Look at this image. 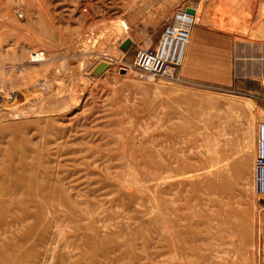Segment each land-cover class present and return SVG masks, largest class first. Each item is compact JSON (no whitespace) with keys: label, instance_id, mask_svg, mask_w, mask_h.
<instances>
[{"label":"rangeland","instance_id":"374dc122","mask_svg":"<svg viewBox=\"0 0 264 264\" xmlns=\"http://www.w3.org/2000/svg\"><path fill=\"white\" fill-rule=\"evenodd\" d=\"M187 5L191 53L135 66ZM0 97L2 264H260L264 0H0Z\"/></svg>","mask_w":264,"mask_h":264},{"label":"built area","instance_id":"2783aa9c","mask_svg":"<svg viewBox=\"0 0 264 264\" xmlns=\"http://www.w3.org/2000/svg\"><path fill=\"white\" fill-rule=\"evenodd\" d=\"M183 9L178 10V13L183 12ZM176 15L175 24L167 28L162 39L166 35L167 31L172 30L171 28L175 27V25L178 23ZM32 56L34 59H42L44 52L42 50H37L32 53ZM179 61V55L175 51H171L169 49L168 52H166L164 47L162 46V48H160L159 45V47L156 49H139L134 59V65L146 72L171 74L174 71V66H177ZM2 102L3 99L0 97V103ZM252 180L255 191L264 194V120H260L256 124V141Z\"/></svg>","mask_w":264,"mask_h":264},{"label":"bare ground","instance_id":"6f19581e","mask_svg":"<svg viewBox=\"0 0 264 264\" xmlns=\"http://www.w3.org/2000/svg\"><path fill=\"white\" fill-rule=\"evenodd\" d=\"M186 11H187V8L183 12H180V13H178L176 15L177 16L176 18L178 19V23L175 25V27H172L171 28L172 30L167 31L166 35L164 36V39L162 40L163 43L160 46V48H162V46H163L164 47V50L166 52H168L169 49L171 51H175L179 55V57H181L182 54H183V48H184V46L186 44H188L189 46H192L193 43H194V41H195V35H193V34L190 33L189 26L194 22V17L197 15L196 9H193L192 12H188V11L186 12ZM121 23L123 25L125 22L122 21ZM147 155H148V153H147ZM149 155H151V154L149 153ZM152 156H153V154L151 155V157ZM149 161H151V160H149ZM133 163H135V162H133ZM154 163H155V161H154ZM144 170H146V169L144 168ZM150 172L152 173L151 170H150ZM151 173H148V174L151 176ZM148 179H152L153 180L155 178L152 175ZM127 181L129 183L131 182V181H129V179ZM129 183H127L126 185H129ZM134 184H137V182H134ZM53 220H54L53 221L54 222V225L53 226H55V228L60 231L63 228L62 227L63 226L62 220H59L57 218H54ZM0 227H1V232H0L1 238H3L8 232H10V229H12L11 228L12 226L10 224H8V223H5L4 224L2 221H0ZM1 238H0V240H1ZM23 240H24V238H23ZM11 244L12 243L11 242L9 243V241H5L3 243H0V251L3 250L4 248L8 247V246L10 248L11 247ZM24 254L23 253L22 254L21 253L19 254V255H21L20 261L17 258H15V255L14 254H13V256L11 254V255L8 256V258L5 259L4 262L6 264H7V262H11L12 264H24V263H26V257H27V255L26 254L24 255ZM11 258H12V260H10ZM1 261H3V259L0 257V264H2Z\"/></svg>","mask_w":264,"mask_h":264},{"label":"crops","instance_id":"0c3cea01","mask_svg":"<svg viewBox=\"0 0 264 264\" xmlns=\"http://www.w3.org/2000/svg\"><path fill=\"white\" fill-rule=\"evenodd\" d=\"M191 1H195V0H191ZM187 6L191 7L192 5L191 6L187 5ZM192 30H193V33L195 34V42H194V45L192 46L191 50L188 52L189 54L194 49V47L197 45L199 38L201 37V34H202L201 31L199 30V28H197V27H194ZM222 56H224L223 58L229 59L228 65H224V64L220 65L221 70L226 71V73H224V75L222 73L210 75V76H212L211 79H212V81H214L216 83L229 84L231 89L238 88L239 84L242 82L237 80V78H236L237 77V62H236L237 56L233 52V49H230V51L226 52V53H224V52L219 53V57L222 58ZM246 59H247V61H248V59H251L248 52L246 53ZM246 70H247V73H249L250 70H253V67H251L249 62L246 64ZM206 80H208V79H206ZM260 264H264V245L262 246V250H261Z\"/></svg>","mask_w":264,"mask_h":264},{"label":"water","instance_id":"95a60500","mask_svg":"<svg viewBox=\"0 0 264 264\" xmlns=\"http://www.w3.org/2000/svg\"><path fill=\"white\" fill-rule=\"evenodd\" d=\"M187 11H188V12H192L193 9L190 8V7H188V8H187ZM127 43H128V42L126 41V42L123 44V47H125V46L127 45ZM103 66H104V65L102 64L99 68H101V67H103Z\"/></svg>","mask_w":264,"mask_h":264}]
</instances>
